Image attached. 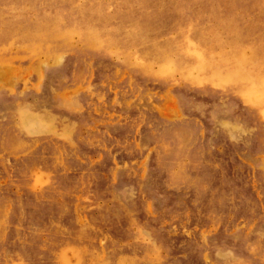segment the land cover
<instances>
[{"label": "rangeland", "instance_id": "obj_1", "mask_svg": "<svg viewBox=\"0 0 264 264\" xmlns=\"http://www.w3.org/2000/svg\"><path fill=\"white\" fill-rule=\"evenodd\" d=\"M0 264H264V0H0Z\"/></svg>", "mask_w": 264, "mask_h": 264}]
</instances>
